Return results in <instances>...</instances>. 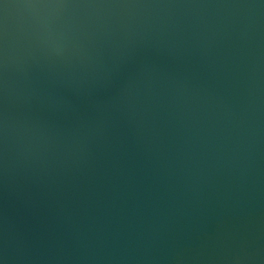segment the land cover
I'll return each mask as SVG.
<instances>
[{"label":"water","instance_id":"95a60500","mask_svg":"<svg viewBox=\"0 0 264 264\" xmlns=\"http://www.w3.org/2000/svg\"><path fill=\"white\" fill-rule=\"evenodd\" d=\"M0 264H264V0H0Z\"/></svg>","mask_w":264,"mask_h":264}]
</instances>
